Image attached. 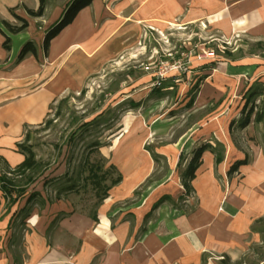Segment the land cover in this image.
I'll return each mask as SVG.
<instances>
[{
	"label": "crops",
	"instance_id": "obj_1",
	"mask_svg": "<svg viewBox=\"0 0 264 264\" xmlns=\"http://www.w3.org/2000/svg\"><path fill=\"white\" fill-rule=\"evenodd\" d=\"M28 1L0 0L2 31V20L14 23L10 8H37ZM69 1L56 7L55 22ZM47 4L43 16L36 19L27 17L22 7L15 11L26 18L28 27L11 35L17 45H10L9 52L2 47L0 32V177H15L12 172L24 160L18 145L26 130L42 125L52 104L77 91L102 67L111 43L122 41L124 26H161L178 19L186 26L206 24L221 35L249 34L264 41V0H93L50 42L44 55V33L55 23L42 26ZM26 40L35 44L37 57L27 56L15 64L17 51ZM197 74L203 81L189 102L194 109L209 103L220 104L219 108L203 124L177 134L162 150L172 167L179 165L182 153L186 155L183 174L193 152L202 145L210 147L202 152L190 182L189 193L196 199L192 212L169 205L172 195L166 191L167 183L143 196L137 209H117L132 195L150 165L148 152L134 151L132 146L123 153L131 160L128 172L118 168L121 180L98 206L95 221L73 212L68 202L45 201L43 193L39 194L40 209L28 210L33 200L30 195L19 208L15 199L14 207H5L6 199L14 193L22 195L24 190L13 187L5 193L0 184V264H207L212 257L219 264L224 258L238 264L251 244L259 241V233L252 227L264 218V114L262 121L253 122L258 104L257 100L253 107L250 103L251 98H258L264 105V60L225 61L216 68L200 67ZM254 84L261 87L254 91ZM255 92L260 93L251 96ZM247 93L250 98L244 103ZM251 108L249 124L239 127ZM168 110L159 117H166ZM239 114L241 118L235 120ZM157 120L161 127L162 121ZM161 124L168 129L167 123ZM212 150L218 152L219 163ZM241 161L245 163L231 170ZM128 213L133 219L126 217ZM18 215L20 221L15 223ZM259 264H264V257Z\"/></svg>",
	"mask_w": 264,
	"mask_h": 264
},
{
	"label": "rangeland",
	"instance_id": "obj_2",
	"mask_svg": "<svg viewBox=\"0 0 264 264\" xmlns=\"http://www.w3.org/2000/svg\"><path fill=\"white\" fill-rule=\"evenodd\" d=\"M63 1L48 0L41 21L43 27L55 22L56 7ZM37 2L28 1L29 6L35 8ZM15 39L11 36L10 45H17ZM121 39L111 43L110 55L102 67L89 75L77 91L66 93L52 104L44 123L32 128L25 142L22 139L21 142L34 153L36 167L27 177L17 175L13 178L19 192L24 190V193H14L6 199L5 207H14L12 201L15 199L19 208L30 195L33 200L28 210L40 209L39 194L43 193L45 201L68 202L73 212L90 217L99 207L96 206V188L88 175L94 169L99 178L105 177L98 191L109 187L120 172L118 168L128 172L131 160L123 153L131 151L133 146L134 151L148 152L150 165L147 172H142L144 177L132 195L119 203L117 209H137L143 204V196L146 198L156 187L167 183L166 191L172 195L169 205L181 207L187 214L194 210L193 193H185L180 185L182 159L186 155L182 153L179 165L172 167L162 150L171 145L177 134L203 124L219 108L220 104L209 103L194 109L189 102L203 81L197 74L198 69L216 68L219 63L245 58L264 60V41L249 34L221 35L206 24L186 26L178 19L161 26H124ZM27 41L20 45L17 55ZM255 86L254 91L261 87ZM247 98H250L248 93L243 96L244 103ZM255 101L259 113L262 101L251 98L252 107ZM165 110H168L166 117H159ZM240 118L239 114L235 120ZM157 119L162 121L159 122L161 127L156 124ZM161 123H167L168 129ZM169 131L174 135L167 134ZM124 134L128 135L125 141L122 140ZM219 134L222 135L220 129ZM30 176L34 177V183L26 186ZM132 216L126 214L130 220ZM15 219V223L20 221L19 215ZM252 230L259 233V241L251 244L238 264H259L264 257V218L255 222ZM211 260L219 264L213 257L207 264H211Z\"/></svg>",
	"mask_w": 264,
	"mask_h": 264
},
{
	"label": "trees",
	"instance_id": "obj_3",
	"mask_svg": "<svg viewBox=\"0 0 264 264\" xmlns=\"http://www.w3.org/2000/svg\"><path fill=\"white\" fill-rule=\"evenodd\" d=\"M47 1L48 0H38V6L35 10L26 8L25 6H15V7L10 8L8 10L9 14L11 15V17L14 20V23H9L8 21L2 20L1 25L4 28L5 32L0 29V32L4 37V42L2 44V47L6 52L10 51V43H11L10 36L11 35H17V34L23 32L24 30H26L28 27V21L26 20V18L18 16L17 14H15V11L18 8L22 7L24 9L27 17L32 18V19L40 18L44 14ZM92 1L93 0H70L69 1V3L66 5L65 9L63 10L60 18L54 24H52L44 33L43 42H42V50H43L44 55L47 54L50 42L65 27H67L69 24H71V22L74 20V18L76 17V15L78 14L79 11L88 7L92 3ZM27 56L37 57V50H36L35 44L31 40L27 41L21 47V49L18 52V55L16 57L15 64H18L23 59H25ZM259 93L260 92H255L251 96H254V95L259 94ZM262 106L263 107H261L262 108L261 111L259 113H257V112L255 113V117L253 118V122H255V123H258V122L263 120L264 105H262ZM252 111H253V109L251 108L246 113V116L244 117V119L239 124V127L244 128L245 126H247L249 124V119H250V116L252 114ZM29 134H31L30 130H26L25 135H24V142L29 137ZM24 142H22L21 144L18 145L19 150L24 155V160L12 172L11 176L25 175L27 177V176H29L28 173L34 171V169L36 167L35 155H34V153H32L29 150V148L26 147V145H24ZM207 148H210V147L208 145H202L201 147H199L198 149H196L193 152L192 158L190 159V161L186 167V170L184 171V173L182 175V186L184 188L185 193H187V194H189V192L191 191L190 182L194 179V173L199 166L200 156H201L202 152L205 151ZM212 152L215 153L216 163H219L221 161V158H220L218 152L215 150H212ZM244 163H245V161H241V162L236 163L235 166L231 170H234L237 166L244 164ZM90 169H92V168L90 167ZM94 171L95 170L92 169V171L90 172V175H88L87 178H89V179L91 178L90 179L91 183L96 188V198H97L96 206L98 207L101 204V202L104 200V198H106L107 193L110 190V188H112L113 186L118 184L120 182L121 178L118 175L115 179L111 180L109 187L108 186L102 187V191L100 192V191H98V189H100V186H102V183L105 181V177H103L102 179L99 178L97 176V173ZM34 180H35L34 177H32V176L28 177V179L26 181V186L29 184H32L34 182ZM0 184L2 185L1 188L5 193H9L11 191V188L17 187L14 184L13 179H9L5 176L0 177ZM90 217L93 221L96 220L95 213ZM221 264H230V263L226 258H224L221 261Z\"/></svg>",
	"mask_w": 264,
	"mask_h": 264
}]
</instances>
